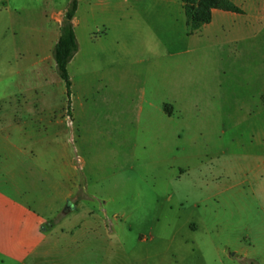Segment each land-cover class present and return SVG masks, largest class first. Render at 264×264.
Returning <instances> with one entry per match:
<instances>
[{
  "label": "rangeland",
  "instance_id": "374dc122",
  "mask_svg": "<svg viewBox=\"0 0 264 264\" xmlns=\"http://www.w3.org/2000/svg\"><path fill=\"white\" fill-rule=\"evenodd\" d=\"M72 1L0 0V123L50 157L51 223L101 217L84 264H264V204L241 184L264 159L262 12L190 35L181 0H76L68 97L53 51Z\"/></svg>",
  "mask_w": 264,
  "mask_h": 264
},
{
  "label": "crops",
  "instance_id": "0c3cea01",
  "mask_svg": "<svg viewBox=\"0 0 264 264\" xmlns=\"http://www.w3.org/2000/svg\"><path fill=\"white\" fill-rule=\"evenodd\" d=\"M231 1L244 11L243 15L214 10L212 19L221 13L244 16L252 6L264 13V0ZM20 137L19 131L5 130L0 123V264H84L77 255L78 244L87 235L100 234L101 217L93 211L74 209L54 226L51 219L58 208L53 210L49 197L44 194L47 186L50 189L47 175L51 170L50 157L47 162L45 157L43 164H38L37 153L39 155L41 150L21 144ZM60 160V183H70V189L60 193L61 202L65 203L76 198L78 180L73 172L75 168L66 157L63 159L61 155ZM253 176L251 179L246 176L241 184L250 183L264 204V159ZM69 248L75 252H69Z\"/></svg>",
  "mask_w": 264,
  "mask_h": 264
},
{
  "label": "trees",
  "instance_id": "16d2710c",
  "mask_svg": "<svg viewBox=\"0 0 264 264\" xmlns=\"http://www.w3.org/2000/svg\"><path fill=\"white\" fill-rule=\"evenodd\" d=\"M189 34H192L212 20V12L220 10L237 15H243L244 11L231 0H181ZM77 9L76 0H73L65 14V20L61 29V36L54 46L53 59L56 72L64 82L67 96L70 97L71 79L68 72V64L77 52V41L73 28V18ZM264 15V13H263ZM70 104V100H69ZM253 264V263H251Z\"/></svg>",
  "mask_w": 264,
  "mask_h": 264
},
{
  "label": "water",
  "instance_id": "95a60500",
  "mask_svg": "<svg viewBox=\"0 0 264 264\" xmlns=\"http://www.w3.org/2000/svg\"><path fill=\"white\" fill-rule=\"evenodd\" d=\"M68 211H71V207H70V205L67 203L66 208H65V212H68Z\"/></svg>",
  "mask_w": 264,
  "mask_h": 264
}]
</instances>
